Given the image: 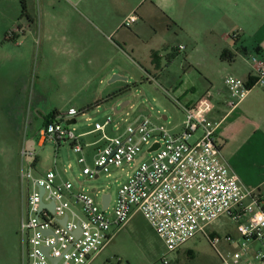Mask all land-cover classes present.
<instances>
[{"label":"rangeland","instance_id":"obj_1","mask_svg":"<svg viewBox=\"0 0 264 264\" xmlns=\"http://www.w3.org/2000/svg\"><path fill=\"white\" fill-rule=\"evenodd\" d=\"M129 13L137 21L128 27L121 25ZM219 16L220 0H24V4L0 0V264H20L19 150L30 129H35L32 136L39 171L52 169L55 161L56 169L76 186L87 191L95 188L92 195L97 201L102 193H109L113 205L117 187L150 154L144 149L129 164L110 167L109 174L101 172L89 179L81 174L78 155L68 140L57 144L48 139L38 145L40 122L70 106L80 111L69 128L80 136L91 167L98 140L93 124H103L108 115L112 123L106 131L111 136L118 133L116 127L122 129L138 115H150L177 131L183 114L175 100L189 104L210 88L205 72L214 88L223 89L229 71L221 68H249L250 56L255 54L252 40L258 34L251 30L261 27L264 33V0H259L251 36L244 35L242 40L248 45L247 52L231 42L228 47L235 59H221L224 43L220 34L227 30H220ZM152 51L157 54L156 62ZM114 74L123 78L110 81ZM251 91L250 95L262 93L264 87L256 84ZM126 101L115 113L114 107ZM253 106L264 110L259 103L246 105ZM260 116L244 117L254 132L236 141L239 144L230 142L225 157L247 186L264 191V124H260ZM239 118V110L234 111L230 116L233 123L228 124L237 126ZM70 119L65 118L64 124ZM209 227L221 237L219 248L224 250V237L235 233V223L224 216ZM164 257L165 264H219L201 234L167 253L140 212L132 214L90 264H164Z\"/></svg>","mask_w":264,"mask_h":264},{"label":"built area","instance_id":"obj_2","mask_svg":"<svg viewBox=\"0 0 264 264\" xmlns=\"http://www.w3.org/2000/svg\"><path fill=\"white\" fill-rule=\"evenodd\" d=\"M136 20L130 13L121 25L128 27ZM250 61L255 84L264 87V55L256 51ZM223 81L232 107L252 88L230 73ZM175 103L183 114L177 131L150 115L135 116L122 129L116 127L114 136L106 131L111 116L103 124L95 122L92 131L98 140L92 167L86 163L80 136L69 128L72 123L63 122L80 113L76 108L58 112L38 130L40 146L48 139L57 144L68 140L78 155L81 174L89 179L101 172L109 174L110 167L129 164L144 149L150 154L117 187L113 205L110 196L106 208L93 197L95 188L87 191L76 186L56 169L55 161L52 169L39 171L34 147L21 146L20 264H90L135 212L145 217L167 253L201 234L219 264H264V191L247 188L228 166L215 141L217 124L208 117L211 104L206 96L193 104ZM154 144L157 147L149 150ZM224 216L235 223L236 231L225 235L226 248L222 250L221 237L209 226ZM162 262H168L166 257Z\"/></svg>","mask_w":264,"mask_h":264},{"label":"crops","instance_id":"obj_3","mask_svg":"<svg viewBox=\"0 0 264 264\" xmlns=\"http://www.w3.org/2000/svg\"><path fill=\"white\" fill-rule=\"evenodd\" d=\"M258 2L259 0H220V16L218 18L217 24L220 26V30H225V28L227 30V32H223L220 34V40L224 43L221 53L224 50H228L231 52L228 46H231L232 44L240 45L242 50L247 52L248 45L246 44L245 41L242 42V40L244 35L251 36L249 32L254 26L253 27L250 26L253 24L252 20L254 21L256 19L254 18V10L256 11V4ZM225 4L227 5L225 6ZM117 26L118 25H116L115 28ZM260 28L261 27H257V28L255 27L253 30H251V31H256L258 33L254 36L252 41L255 44V49H254L255 52L258 50L261 52L262 55H264V33L260 32L261 31ZM234 34L235 36L232 37V35ZM234 59L235 57L233 58V60ZM245 63L248 62H246L245 60ZM227 67L228 68H221V70L229 71L230 74H233L245 81L247 80L248 76H253V77L255 76V71L251 64H249V68H240L242 66L238 68L236 66V68H234L233 65H229ZM205 76L206 79L209 81L208 87L210 88L206 89L204 93H202L195 100H192L189 104L195 103L200 97L204 95L209 99L211 108L208 111V117L211 121L217 124L214 134L215 141L219 144L221 153L225 158L228 166L231 168L233 172L237 174L240 181L247 188L261 191L259 189V186H247L248 183L246 182V180H242L243 178L240 177L237 167L234 164L228 163L225 154H226V148L230 145V142L237 144L238 142L236 141H239L241 138L247 139L249 138V136H251V133L254 132V128H252V124H250L246 119H244V117L249 115L256 116L257 114L258 116H260L262 113H264V110L261 111V109H258L255 106H253L252 108H247L246 105L250 103H255V104L259 103L260 106L264 105V92L254 93L252 95L249 94L236 106L232 107L229 105L230 97L227 88L224 84V81H223V85H224L223 89L214 88V84H213L214 81L210 79L209 73L205 72ZM255 88H256V84L254 83L251 88L252 90L251 93L255 90ZM242 104L244 106H242ZM239 107H241V109H239ZM237 110H239V114L241 117L238 119L239 120L238 125L235 126L233 124H228V121H231L230 120L231 114ZM56 112L60 113V111L57 110ZM258 120H260L261 125L264 124V115L258 117ZM38 122L39 120L35 121L34 124L37 123L35 125V128L38 125ZM45 122L46 119L40 122V126H42ZM231 123L233 122L231 121ZM254 126L256 125L254 124ZM34 130L35 129L33 128L30 129L29 138L27 139V141H25L28 147L32 146L31 148L35 147V144L32 145V142L34 140V137L32 136L34 134Z\"/></svg>","mask_w":264,"mask_h":264},{"label":"water","instance_id":"obj_4","mask_svg":"<svg viewBox=\"0 0 264 264\" xmlns=\"http://www.w3.org/2000/svg\"><path fill=\"white\" fill-rule=\"evenodd\" d=\"M120 78H123L122 76H119L117 74H114L112 76V78L110 79V81H113L115 79H120ZM127 104V101L124 102V103H121L119 105V108H114V112L117 113V112H120L123 108H124V105ZM165 118V116L163 117ZM67 123H75V119L72 118L70 120L67 121ZM32 145H33V142H32ZM158 144H154L149 150H152V149H155L157 147ZM32 147V146H31ZM93 191V189H92ZM109 200H110V194L109 193H102L101 194V197H100V201H101V205H102V208H106L108 203H109Z\"/></svg>","mask_w":264,"mask_h":264},{"label":"trees","instance_id":"obj_5","mask_svg":"<svg viewBox=\"0 0 264 264\" xmlns=\"http://www.w3.org/2000/svg\"><path fill=\"white\" fill-rule=\"evenodd\" d=\"M21 2L24 4V0H21ZM258 51V50H257ZM152 58H153V62L155 61L156 62V59H157V54L155 51H152ZM220 58L221 59H225V60H228V61H232L233 58H234V55L232 52L228 51V50H224L221 55H220ZM246 83L249 85V86H252L254 83H255V77L253 76H248L247 77V80H246ZM108 98H111V96H108ZM81 112H84V110H82ZM58 112H54L50 118H52L53 116H55V114H57ZM49 121V117L46 118V122Z\"/></svg>","mask_w":264,"mask_h":264}]
</instances>
